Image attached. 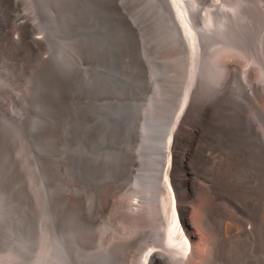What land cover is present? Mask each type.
Listing matches in <instances>:
<instances>
[{
	"label": "rangeland",
	"instance_id": "rangeland-1",
	"mask_svg": "<svg viewBox=\"0 0 264 264\" xmlns=\"http://www.w3.org/2000/svg\"><path fill=\"white\" fill-rule=\"evenodd\" d=\"M61 1L20 0V8L30 15L35 31L46 35V54L54 57V64L61 69L78 67L71 7L64 2L63 9L54 12ZM139 3L130 4L132 13L144 12ZM200 6L205 17L213 10L220 13L210 23L217 38L206 47L203 65L208 82L203 83L202 94L210 92L218 79L222 62L218 56L237 59L232 96L243 101L264 138L260 102L255 94L243 100L240 85L249 83L243 71L252 70V82L264 94V0H203ZM224 13L236 22H226ZM227 23L248 32L246 44L241 41L230 47L220 36ZM208 24L207 19L201 27ZM145 28H150L148 43L136 34L145 74L137 76L126 59L121 62L119 53L95 54L76 69L77 86L86 93L78 97L68 95L36 58H19L14 72L0 67V264H122L116 241L137 231L150 232L141 239L144 250H149L155 235L150 226L131 225L117 218L112 207L97 211V198L110 184L123 181L132 187L134 198L147 205L154 218L157 213L171 215L173 196L159 185L163 180L158 168L160 145L148 126L151 118L158 121L178 111L191 57L180 56L168 34H158L155 24ZM108 29L114 34L113 28ZM6 58L0 53V66ZM203 65L198 68L201 75ZM128 81H134L133 89ZM141 82L146 83L145 91ZM138 180L150 185L140 188ZM77 183L85 214L95 216L91 245L82 241L86 232L67 200ZM242 255H254L252 245ZM255 259L256 264H264V248Z\"/></svg>",
	"mask_w": 264,
	"mask_h": 264
},
{
	"label": "bare ground",
	"instance_id": "bare-ground-1",
	"mask_svg": "<svg viewBox=\"0 0 264 264\" xmlns=\"http://www.w3.org/2000/svg\"><path fill=\"white\" fill-rule=\"evenodd\" d=\"M134 1L140 2L144 12L130 11ZM201 1L62 0L54 10L60 12L64 2L71 7V30L77 39L76 65L80 68L95 54L119 53L121 62L126 59L127 66L141 77L146 63L136 34L148 43L150 28L145 27L151 24L156 25L158 34H168L180 56L186 53L191 57V71L178 111L158 121L151 118L148 126L160 145L158 168L163 180L159 185L163 192L173 196L171 215L157 213L154 218L147 205L134 198L133 188L126 187L123 181L110 184L97 198L100 213L112 207L117 218L131 225L150 226L155 234L149 250L141 244L149 231H137L117 240L114 248L121 247L116 251L122 264H256V253L264 248V138L248 116L243 101L232 96L231 81L239 73L237 59L218 56L222 58L217 68L218 79L210 92L202 94L207 80L203 65L206 47L217 38L210 23L220 13L213 10L205 17ZM20 4V0H0V53L7 57L0 67L14 72L19 58H36L54 74L68 95H85L84 89L77 86L79 68L61 69L54 64V57L46 54V35L35 31L33 20ZM223 16L226 22H236L228 13ZM207 19V27H201ZM231 24L220 29V36L229 41L230 47L241 41L244 44L248 32ZM108 27L114 29V34ZM48 38L51 42L52 38ZM199 65H203V75L198 73ZM243 74L249 81L247 85L240 82L243 100L249 101V94H255L260 102L257 107L264 112V94L252 82L255 73L247 69ZM134 85L129 87L133 89ZM141 88L145 91L146 83L141 82ZM136 185L145 189L150 184L146 186L138 180ZM67 200L86 232L82 241L91 245L95 216L84 212L79 183ZM250 245L254 255H242Z\"/></svg>",
	"mask_w": 264,
	"mask_h": 264
}]
</instances>
